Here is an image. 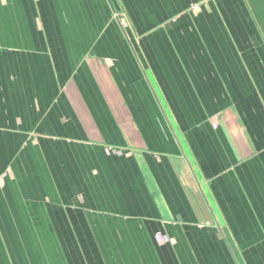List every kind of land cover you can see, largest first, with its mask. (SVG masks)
<instances>
[{"label":"crops","instance_id":"crops-1","mask_svg":"<svg viewBox=\"0 0 264 264\" xmlns=\"http://www.w3.org/2000/svg\"><path fill=\"white\" fill-rule=\"evenodd\" d=\"M0 264H264V0H0Z\"/></svg>","mask_w":264,"mask_h":264},{"label":"rangeland","instance_id":"rangeland-1","mask_svg":"<svg viewBox=\"0 0 264 264\" xmlns=\"http://www.w3.org/2000/svg\"><path fill=\"white\" fill-rule=\"evenodd\" d=\"M190 6H191V5H189V8H190ZM189 8H188V9H189ZM191 9H193V8L191 7ZM196 11H199V8H198ZM189 13H190V11H189ZM194 13H195V12H194ZM121 14H122L123 18L125 19V21L128 23L129 19H128L127 15H126L125 13H123V12H122ZM190 14H192V12H191Z\"/></svg>","mask_w":264,"mask_h":264}]
</instances>
